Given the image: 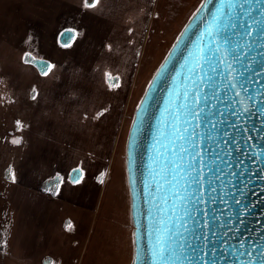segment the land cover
Listing matches in <instances>:
<instances>
[{"label":"rangeland","instance_id":"374dc122","mask_svg":"<svg viewBox=\"0 0 264 264\" xmlns=\"http://www.w3.org/2000/svg\"><path fill=\"white\" fill-rule=\"evenodd\" d=\"M202 1L100 0L85 9L82 0H0V264L131 263L122 142L146 86ZM135 20L143 25L140 45L115 71L108 61L117 23L134 27ZM66 28L76 32L70 47L58 38ZM24 53L54 69L41 75ZM94 86L111 103L91 107L102 97ZM107 108L113 115L105 116ZM65 113L71 116L62 122ZM106 118L95 150L89 134ZM74 168L83 170L78 183L70 179Z\"/></svg>","mask_w":264,"mask_h":264},{"label":"water","instance_id":"95a60500","mask_svg":"<svg viewBox=\"0 0 264 264\" xmlns=\"http://www.w3.org/2000/svg\"><path fill=\"white\" fill-rule=\"evenodd\" d=\"M178 37L127 139L130 264H153L161 238L170 264H261L264 0H203Z\"/></svg>","mask_w":264,"mask_h":264},{"label":"bare ground","instance_id":"6f19581e","mask_svg":"<svg viewBox=\"0 0 264 264\" xmlns=\"http://www.w3.org/2000/svg\"><path fill=\"white\" fill-rule=\"evenodd\" d=\"M118 27H119V31H115L116 33V37L114 40V43H112L113 45H111L113 47V53L112 55L114 56L112 58V61H108L109 65L108 67L112 68L115 67V71H120V67L122 68V66H129V63L133 60V57L135 55L136 50H138V47L140 45L141 42V35L143 34V25L140 23L139 20H135L134 23V27H132L130 25L125 27L120 25L119 23H117ZM112 47H110L109 50L112 51ZM125 70V69H124ZM123 70V71H124ZM126 76V73L123 74V77ZM122 76H120L118 78V80H122ZM123 85V80L121 82V86ZM98 89L95 88V86L93 87L94 91L98 94L99 92L101 93L102 97L93 101V103L91 104V107H95V104H100V105H108L110 102L109 100V94H105L104 92H101L99 87H97ZM79 89L75 90V92H77ZM125 93H121V96L124 97L125 99ZM118 97L120 96H114V98H112L110 96V99H112L113 101H117ZM85 100L81 101L84 102ZM92 102V101H91ZM90 102V103H91ZM104 106V107H105ZM109 108H107L105 110V116L108 117L106 114L108 113L109 116L113 115V113H109ZM71 114L68 113V116H66V113L64 114V117H61V121L65 122L66 120H68L70 118ZM107 121H105L106 123L97 128L98 125L96 127H93L94 129H91V132L89 134V141L91 142V144L94 146L95 150L98 149L99 142L102 140V138H104V136L106 135L108 129H107V124L109 125V119L106 118ZM58 121H54L53 124H55ZM115 123V122H114ZM123 124H125L124 121L121 122V128H120V138L122 136L123 133ZM112 125V123H111ZM114 125V124H113ZM53 127V126H52ZM51 127V131H58V130H53V128ZM115 128V126H114ZM49 129V128H48ZM50 130V129H49ZM58 135H59V131H58ZM125 139V138H124ZM123 144V150L126 149L125 147V140H123L122 142ZM85 152V151H84ZM89 153H91V151H89ZM125 156V163H126V153L124 152L123 157Z\"/></svg>","mask_w":264,"mask_h":264},{"label":"snow or ice","instance_id":"6c2138e0","mask_svg":"<svg viewBox=\"0 0 264 264\" xmlns=\"http://www.w3.org/2000/svg\"><path fill=\"white\" fill-rule=\"evenodd\" d=\"M99 2H100V0H82V6L85 9L96 8V6L99 4ZM241 7H242V5H241ZM214 19H216L215 16H214ZM69 31H72V30H69ZM252 31H253V29L251 28V26H249V32L247 33V35L250 36L252 34ZM210 34H211V30H210ZM177 39H179V37H177ZM63 46L64 47H70V45L67 44V43H64ZM30 56H31L30 53H24L22 59L28 58ZM25 62L27 63L28 60L25 59ZM53 69H54V65L48 64L47 71L41 72V75H45V76L49 75ZM32 91L34 93L33 96H32V99H35L36 98V89H35V87H33ZM17 125H18V129L20 127H22V124L19 121H17ZM12 142L13 143H19L20 140H19V138H16ZM82 171L83 170L81 168L73 169L72 170L73 175H70V179H72L73 181H75L77 183L80 182V176L82 174ZM101 175H103V174H101ZM11 179L13 180V182L15 181L16 178H15L14 174L11 175ZM53 194H55V193L53 192ZM173 211H174V209H173ZM71 227H72L71 223H68L66 225L67 229H71ZM167 247L168 246L165 244L164 238H161L160 240H158V242H157V251L153 252V256L154 257L158 256L159 258L155 259L153 264H170V262L164 258L165 257V253L167 252ZM249 255H251V253H249ZM261 264H264V257H262Z\"/></svg>","mask_w":264,"mask_h":264},{"label":"flooded vegetation","instance_id":"af4514ba","mask_svg":"<svg viewBox=\"0 0 264 264\" xmlns=\"http://www.w3.org/2000/svg\"><path fill=\"white\" fill-rule=\"evenodd\" d=\"M66 29H70V30H71L72 28H66ZM72 30H73V29H72ZM62 31H63V30H62ZM73 31H74V34L76 35L75 30H73ZM58 38H59V42H60L62 45H63V43L69 42V39H67V38H62V37H61V34L59 35ZM61 38H62V40H61ZM74 38H75V37H74ZM72 41H73V40H72ZM72 41H71V42H72ZM71 42H70V43H71ZM49 64H50V63H49ZM74 169H76V168H74ZM72 170H73V169H72ZM72 170H71V175H73ZM71 180H72V179H71Z\"/></svg>","mask_w":264,"mask_h":264}]
</instances>
